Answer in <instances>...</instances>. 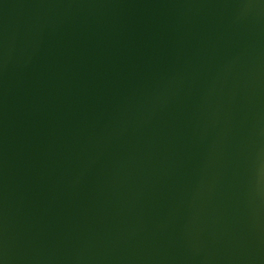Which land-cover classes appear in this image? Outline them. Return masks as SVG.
<instances>
[{
	"label": "water",
	"instance_id": "water-1",
	"mask_svg": "<svg viewBox=\"0 0 264 264\" xmlns=\"http://www.w3.org/2000/svg\"><path fill=\"white\" fill-rule=\"evenodd\" d=\"M0 264H264V0H0Z\"/></svg>",
	"mask_w": 264,
	"mask_h": 264
}]
</instances>
